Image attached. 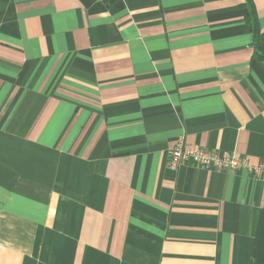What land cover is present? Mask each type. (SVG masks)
<instances>
[{
    "label": "crops",
    "instance_id": "0c3cea01",
    "mask_svg": "<svg viewBox=\"0 0 264 264\" xmlns=\"http://www.w3.org/2000/svg\"><path fill=\"white\" fill-rule=\"evenodd\" d=\"M264 0H0V264H255ZM258 246V247H257Z\"/></svg>",
    "mask_w": 264,
    "mask_h": 264
},
{
    "label": "built area",
    "instance_id": "2783aa9c",
    "mask_svg": "<svg viewBox=\"0 0 264 264\" xmlns=\"http://www.w3.org/2000/svg\"><path fill=\"white\" fill-rule=\"evenodd\" d=\"M185 162H193L207 169L235 171L239 168H246L255 174L264 171V163L251 165L246 158L235 157L229 153H219L205 148L193 150L186 145L183 139H179L171 149L169 163L171 167L178 168Z\"/></svg>",
    "mask_w": 264,
    "mask_h": 264
},
{
    "label": "trees",
    "instance_id": "16d2710c",
    "mask_svg": "<svg viewBox=\"0 0 264 264\" xmlns=\"http://www.w3.org/2000/svg\"><path fill=\"white\" fill-rule=\"evenodd\" d=\"M247 21L249 24V28L251 30V32L253 33L254 36V46H255V52L264 59V49L261 47L260 43H259V26H258V22H257V17L255 12H252L248 17H247ZM258 247V246H257ZM256 248H255V258H256V263L255 264H264V254L262 253H257L256 252Z\"/></svg>",
    "mask_w": 264,
    "mask_h": 264
}]
</instances>
